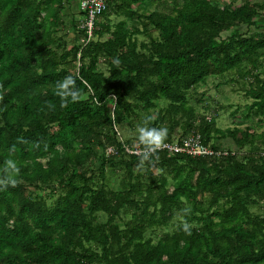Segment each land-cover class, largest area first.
Listing matches in <instances>:
<instances>
[{
	"label": "trees",
	"instance_id": "trees-1",
	"mask_svg": "<svg viewBox=\"0 0 264 264\" xmlns=\"http://www.w3.org/2000/svg\"><path fill=\"white\" fill-rule=\"evenodd\" d=\"M237 1L107 0L88 40L79 4L80 19L70 0H0V169H21L0 191V264H264V132H224L189 103L227 76L251 100L239 124L264 122V0ZM69 75L82 97L61 107ZM146 115L166 143L199 135L226 154L138 167L120 129ZM223 136L235 151L212 143Z\"/></svg>",
	"mask_w": 264,
	"mask_h": 264
},
{
	"label": "rangeland",
	"instance_id": "rangeland-1",
	"mask_svg": "<svg viewBox=\"0 0 264 264\" xmlns=\"http://www.w3.org/2000/svg\"><path fill=\"white\" fill-rule=\"evenodd\" d=\"M216 2L222 5L230 4V0H216ZM241 2L242 0H239L235 5H240ZM74 8L78 9L75 4ZM145 8L146 12L153 11L154 9H163L159 6L156 7L155 5L150 4H148ZM73 14L75 18H81L80 13H78L77 11H75ZM119 20V17L112 16L110 22L113 25V23H116ZM257 25L259 27H262V25H264V20H259ZM154 34L156 35V33ZM68 36V38H72L71 34ZM107 37L108 35H103L101 40H105ZM142 38V36L139 37V39ZM227 80V76H225V78H208L203 84L199 85L198 88L189 93V103L199 114H204L207 117L212 116L216 118L217 128L221 129L224 132L226 130H232L235 128L242 131L246 127H249L256 133L264 132V122L260 125L256 122V118H250L244 121L242 124H239L242 116L248 112L247 109L249 104L251 103V100L249 98H246L244 92L241 90V88L244 87V85H242V82L238 84L228 83L226 82ZM158 104L160 106L164 105V103H161V101H158ZM233 111H236L234 115L231 114ZM120 134L123 139H125L128 137L136 136V131L131 132L127 127H123L120 129ZM212 143L223 149H229L232 151H235L236 149L233 141L228 136L215 137ZM107 178L109 181V187L111 189L117 190L119 188V177L108 174ZM261 209V211L263 212L264 204H262Z\"/></svg>",
	"mask_w": 264,
	"mask_h": 264
},
{
	"label": "clouds",
	"instance_id": "clouds-1",
	"mask_svg": "<svg viewBox=\"0 0 264 264\" xmlns=\"http://www.w3.org/2000/svg\"><path fill=\"white\" fill-rule=\"evenodd\" d=\"M55 95L61 100V107H66L69 103L78 102L82 93L76 86V80L73 76L69 75L62 80L57 81L55 85ZM2 99V97H0ZM50 107H54L50 105ZM153 117L146 115L141 125L136 127L137 143L141 146L140 162L138 167H144L146 163L151 164L153 157L158 150L165 146V142L168 138V129L166 127H154L151 126ZM18 143L23 142L21 138H18ZM12 151L15 150L13 145ZM20 165L18 161L8 158L4 161L2 169H0V191L7 190L8 187H16L18 184V177L20 174ZM184 216H187L191 212L190 206L181 210ZM183 231L186 234H191V225L184 220L181 225Z\"/></svg>",
	"mask_w": 264,
	"mask_h": 264
},
{
	"label": "built area",
	"instance_id": "built-area-1",
	"mask_svg": "<svg viewBox=\"0 0 264 264\" xmlns=\"http://www.w3.org/2000/svg\"><path fill=\"white\" fill-rule=\"evenodd\" d=\"M107 0H78L79 10L83 13L81 28L84 29L88 40L92 38L94 24L96 19L106 9ZM125 151L131 155H141L139 146H125ZM159 151H166L170 154H186L189 156H221L226 153L215 152L201 142L199 135H190L183 138L180 142L175 140L172 143H166Z\"/></svg>",
	"mask_w": 264,
	"mask_h": 264
},
{
	"label": "crops",
	"instance_id": "crops-1",
	"mask_svg": "<svg viewBox=\"0 0 264 264\" xmlns=\"http://www.w3.org/2000/svg\"><path fill=\"white\" fill-rule=\"evenodd\" d=\"M74 4L78 8V2H77V0H70L69 8H71L72 11L75 10V11L78 12V9H75L74 8Z\"/></svg>",
	"mask_w": 264,
	"mask_h": 264
}]
</instances>
